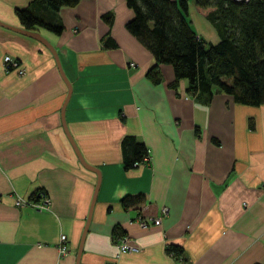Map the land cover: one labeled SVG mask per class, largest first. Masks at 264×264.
Masks as SVG:
<instances>
[{"label": "crops", "instance_id": "0c3cea01", "mask_svg": "<svg viewBox=\"0 0 264 264\" xmlns=\"http://www.w3.org/2000/svg\"><path fill=\"white\" fill-rule=\"evenodd\" d=\"M24 7L61 29H33L51 52L0 25V264H75L85 224L77 264H264V101L238 103L215 87L187 93L169 64L157 65L153 82L154 58L126 30L124 0H78L54 12L38 0H0V21L23 27L14 10ZM187 20L205 41L220 39L193 0ZM5 55L22 72L5 70ZM127 135L149 161L123 167ZM39 191L44 209L29 198ZM135 194L143 204L123 208L120 199ZM18 197L28 204L15 205ZM162 206L158 225L138 226ZM115 229L138 250L118 252ZM168 244L183 249L181 260Z\"/></svg>", "mask_w": 264, "mask_h": 264}, {"label": "trees", "instance_id": "16d2710c", "mask_svg": "<svg viewBox=\"0 0 264 264\" xmlns=\"http://www.w3.org/2000/svg\"><path fill=\"white\" fill-rule=\"evenodd\" d=\"M51 12L62 6H72L78 0H38ZM132 11L125 22L126 30L147 49L154 65L147 71L153 82L159 80L158 64H169L173 84L187 80L186 92L211 94V88L229 94L233 100L258 106L264 101V0H193L195 8L212 17L222 35L207 42L196 35L187 20V0H124ZM22 26L37 27L59 33L61 27L35 15L30 7L14 10ZM101 17L110 22L112 15ZM123 167H134L142 161L146 149L134 136L120 141ZM36 195V196H34ZM29 198L38 199L37 193ZM142 194L125 195L123 208L140 206ZM119 236V229L113 231ZM116 234V235H115ZM165 251L176 260L183 258L179 245L168 244ZM258 264V263H253Z\"/></svg>", "mask_w": 264, "mask_h": 264}, {"label": "built area", "instance_id": "2783aa9c", "mask_svg": "<svg viewBox=\"0 0 264 264\" xmlns=\"http://www.w3.org/2000/svg\"><path fill=\"white\" fill-rule=\"evenodd\" d=\"M129 65L133 66L134 63L132 61L129 62ZM3 66L5 70H17L19 73L22 72V69L20 68V65L17 63V61L13 58H11L8 55L3 56ZM149 153L146 151V154L143 156L142 161H149ZM37 195L39 199H42L40 203L34 204L35 207L38 209H44L46 208L48 198L46 197L45 193L42 191L37 192ZM23 203L28 204V201L21 199V198H16L14 201L15 205H22ZM167 213V208L165 206L160 207L159 209V215L156 217H140L138 216L136 218L137 224L140 228H147L149 226H156L160 222L161 216L165 215ZM115 240V246L117 248V251L120 253H126V252H135L138 250V247H136L134 244L130 243L129 238L126 235H119L114 237ZM66 237L64 234L59 235V240H58V245L57 249L60 254H64L67 252L66 248Z\"/></svg>", "mask_w": 264, "mask_h": 264}, {"label": "water", "instance_id": "95a60500", "mask_svg": "<svg viewBox=\"0 0 264 264\" xmlns=\"http://www.w3.org/2000/svg\"><path fill=\"white\" fill-rule=\"evenodd\" d=\"M0 25L3 26V27H7V28H9V29H12V30L18 31V32H20V33H22V34H25V35H28V36H30V37H33V38L37 39L38 41H40L41 43H43L48 49H50L51 52H53V47H52V46L48 43V41H47V40H46V39H45L40 33H38L37 31H35V30H28V29H26V28H24V27H16V26H13V25H9V24H7V23H5V22H3V21H0ZM69 90H70V89H69V86L67 85V95L69 94ZM64 129H65V127H64ZM68 138H69V137H68ZM69 140H70V138H69ZM70 142H71V140H70ZM71 144H72V146H73V148H74V151H75L76 156H77L78 160L80 161V163H81L84 167H86V168H88V169H90V170H93V171H95V172L97 173V170L95 169V167H93V166H91V165L85 163V162L83 161V159L81 158V156L79 155L77 149L75 148V146L73 145L72 142H71ZM97 176H98V173H97ZM97 182H98V179H97ZM97 182H96V186H97ZM96 186H95V188H96ZM94 192H95V191H94ZM94 194H95V193H94ZM85 230H86V224H85V226H84V228H83V232H82V235H81V237H80L79 244H78V247H77V250H76L75 264H77V261H78V257H79V254H80L81 244H82L83 235H84Z\"/></svg>", "mask_w": 264, "mask_h": 264}]
</instances>
